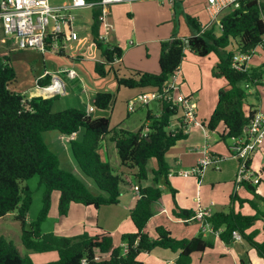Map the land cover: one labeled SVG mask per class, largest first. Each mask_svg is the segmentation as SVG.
I'll list each match as a JSON object with an SVG mask.
<instances>
[{"label": "trees", "instance_id": "obj_1", "mask_svg": "<svg viewBox=\"0 0 264 264\" xmlns=\"http://www.w3.org/2000/svg\"><path fill=\"white\" fill-rule=\"evenodd\" d=\"M178 1V0H175ZM98 3L99 0H86ZM103 13L99 7L91 10L90 37L99 54L101 62L95 63L94 73L104 79L112 75L118 89L161 91L169 77L180 67L186 53L204 59L214 54L218 64L212 71L214 78L224 79L228 90L218 93L217 105L203 127L215 132L222 125L225 134L222 140L240 137L249 125L255 113L252 108L245 112L248 91L261 85L264 80V63L258 68L237 72L231 68L234 53H250L261 43L264 36V1L241 0L237 10L226 12L217 24L201 33L198 22L185 15V23L192 36L178 39L176 34L160 44L158 74L133 72L131 77H123L113 67L122 58V51L116 46L105 43L99 29ZM221 34L220 37H217ZM232 47L231 51H227ZM16 74L7 58H0V220L7 215L16 214L20 224V243L29 255L57 254V261L48 264H140L141 255L155 249L179 253L176 264H189L190 256L202 253L206 245L201 237L192 240H176L163 228L155 230L156 238L150 239L145 227L152 218V206L162 196L158 188H139V198L132 211L130 220L135 233L121 238L126 253L115 249L108 233L94 237L82 235L74 238L57 237L43 234L41 227L48 219L51 195L59 194L58 216L66 217L72 204L98 210L103 207L117 206L120 199V187H129L122 174H115L109 164L103 162L98 154L101 141L110 135L122 167L136 171L134 179L145 181L146 164L153 160V182L167 185L169 167L165 157L170 149L186 138L180 129L169 131L172 120L178 111L163 104L158 117L146 115L148 131L143 129L133 133L119 126L110 131L109 119H92L86 111L78 109L52 112L55 98H31L13 93L9 87L15 82ZM40 88H48L49 80L38 82ZM248 86V88H244ZM113 97L98 93L92 100L94 111L108 110ZM56 132L64 137H76L69 143L70 151L80 173L91 180L100 196L91 195L87 188L71 173L60 169L59 160L45 145L43 136ZM38 177L39 185L44 188L42 209L35 222L28 224L27 215L32 204V194L21 184ZM242 187L252 200L241 201L236 196L231 203L246 204L254 215L245 217L229 211L226 214H214L206 220L214 232L220 231L219 239L226 245L232 242V233L236 232L248 247L264 258V241L257 243L256 231L251 232L258 222L264 223V200L256 194V188L250 184ZM257 202L263 203V209H257ZM177 211V210H176ZM174 211L175 218L187 220L192 215L185 211ZM21 256L16 247L0 238V264H33L30 256Z\"/></svg>", "mask_w": 264, "mask_h": 264}, {"label": "crops", "instance_id": "obj_2", "mask_svg": "<svg viewBox=\"0 0 264 264\" xmlns=\"http://www.w3.org/2000/svg\"><path fill=\"white\" fill-rule=\"evenodd\" d=\"M66 2L67 0L52 1L55 5ZM205 7V0H178L174 1L173 4L162 0H132L129 3L111 6L103 17L99 35L105 43L116 46L122 51V58L116 61L113 67L123 77H131L133 72L158 74L160 72L158 64L160 44L169 40L173 34H176L177 38L181 40L192 36L189 27L185 23V15L195 19L201 29L204 28L209 21ZM90 26L91 16L88 29H86L82 25V16L76 15L74 29L77 36L78 32H83L84 36L81 39L78 38L79 41L76 46L69 48L70 56L66 52L59 55L53 53L39 54L30 51L19 52L10 43H0V58H7L16 74V80L9 87V90L29 99L40 96L43 99L52 98L54 96L49 95L50 92L47 96L35 95L36 92L43 90L39 87L38 82L46 79L49 80V85H51L56 79L60 80L65 94L72 90L69 82L78 81L82 87L83 95L88 100L92 101L98 93L111 96L116 94L114 106L111 110V119H109L110 124L117 111L119 121H117L115 127L119 126L121 129L133 133L143 129L142 135H145L149 124L146 121V116L145 125L141 123L131 130L130 127L135 126L133 115L136 111L133 114H127L126 112L127 102L143 91L118 89L112 75H108L104 79H100L95 75V63L101 62V59L91 42ZM32 53L42 57L40 66L32 59ZM187 53L179 67L178 82L181 93L190 97L194 102L196 119L201 124V128L190 129L186 138L169 150L165 157L166 164L169 167V174L191 170L202 158L204 150H207L217 162L207 168L199 178L168 176L167 185L165 186L156 185L153 182V171L156 169V164L155 162H147L145 184L141 185L138 182V185L133 186L131 181L135 180L134 174L136 171H130L121 166L117 151L114 144L110 142L109 135L101 141L98 154L101 160L109 164L116 174H122L125 177L129 189L119 190L120 199L117 206L94 210L72 204L66 217L58 216L59 194L52 193L48 219H54L56 223L55 230L52 232L43 231V234L74 238L82 235L94 237L101 233H108L113 247L123 254L122 236L135 233V228L130 220V212L137 200L133 188L151 187L160 189L162 196L152 206V218L144 230V233L150 239L156 238L155 230L157 228L166 229L172 238L176 240H192L201 237L208 247L202 253L192 254L189 264H264V258L258 256L245 242L232 241L226 245L219 239V236L211 233L201 234L200 227L196 222L184 223V220L177 219L173 215L176 210V212L180 210L193 215L197 205L205 208L211 216L226 214L229 211L245 217L254 215V211L248 205L243 204L240 206L237 202L231 203L233 196L241 201L252 200L244 187L236 188L235 186L238 163L234 153V140H222L221 137L225 134L222 125L215 132H210L203 127L217 105L218 93L222 90H228L224 79L212 76V71L218 64V58L212 54L201 59L189 52ZM263 63L264 50L256 49L253 58L247 65V70L258 68ZM79 64L81 65L79 66ZM63 69L75 71L77 78L75 80L68 79V83L64 82L60 76L61 74H59ZM18 70L24 80L21 83L18 82ZM64 78L67 79L65 76ZM244 88L247 89L248 86H244ZM133 92L135 93L133 94ZM248 96H254L255 103L249 105L246 101L245 112L247 113L249 108H252L255 114H264V80L261 85L250 89ZM154 104L158 109L156 113L148 109L149 105L144 108H147V113H150L153 117H158L161 109L156 103ZM92 113L90 114L92 115ZM177 123L178 121L173 119L172 127H175ZM48 134L46 133L43 136V140L49 150V146L56 148V142L59 145L61 143L69 144L76 139V137H64L59 134L57 136H47ZM56 157L59 160V165L63 166L62 159L60 160L58 155ZM71 157L63 159V161L68 162V169L65 172H72L71 174L86 187L87 181H82L83 175ZM121 169L129 172H123ZM250 171L252 176L250 186L255 187L257 196L264 200V143L253 155L250 161ZM88 186H91L90 182H88ZM257 209L260 211L263 209L262 202H257ZM253 231L257 232L255 241L262 243L264 241V223H256L251 232ZM219 232L221 233V230ZM34 256L38 259V264L53 263L58 259L55 253L33 254L30 255V258L32 259ZM178 258L179 253L155 249L150 253L141 255L138 262L140 264H176Z\"/></svg>", "mask_w": 264, "mask_h": 264}, {"label": "built area", "instance_id": "obj_3", "mask_svg": "<svg viewBox=\"0 0 264 264\" xmlns=\"http://www.w3.org/2000/svg\"><path fill=\"white\" fill-rule=\"evenodd\" d=\"M53 0H0V43H10L19 52H36L39 54L53 53L62 54L68 43H77L78 36L74 29L77 11L89 10L99 7L103 17L111 6L129 3L132 0H99L98 3H87L86 0H67L66 3L55 5ZM173 4L175 0H162ZM241 0H205V11L209 19L208 24L201 29V33L209 30L226 12H232L239 8ZM103 17L101 20H103ZM264 50V36L260 45L256 48ZM255 50L250 53L241 54L236 52L231 58V68L237 72L248 71L247 65L254 56ZM59 74L69 80H75L77 75L73 70L63 69ZM179 68L169 77L161 91L156 89L143 91L126 104L127 114H133L138 107H147L156 103L160 109L163 104L176 108L178 121L175 127L170 124L169 131L180 129L183 135H187L192 128H201L196 119V106L190 97L181 93L179 82ZM54 88L51 96L64 94L61 83L56 80L48 88ZM45 90V89H43ZM92 110L88 108L87 115ZM176 128V129H175ZM148 131V130H146ZM145 131V132H146ZM264 143V114H255L249 125L244 129L242 135L234 139V153L238 163L235 177L236 188L243 184L251 183L250 161L253 155ZM217 160L207 150L203 151L202 158L197 165L187 171H178L174 174L181 178H199L203 172L213 166ZM136 198H139V189L133 188ZM211 215L209 212L197 205L194 214L184 223L196 222L200 227V233H211L219 236L220 232H214L212 227L206 223ZM232 241L241 242L238 233H232ZM123 254L127 249L123 246ZM82 264H85L82 261Z\"/></svg>", "mask_w": 264, "mask_h": 264}, {"label": "rangeland", "instance_id": "obj_4", "mask_svg": "<svg viewBox=\"0 0 264 264\" xmlns=\"http://www.w3.org/2000/svg\"><path fill=\"white\" fill-rule=\"evenodd\" d=\"M264 1V0H262ZM77 16H82V25L85 26L86 29H88V25L90 23V16H91V11L89 10H83L81 12H76ZM225 15V14H224ZM224 15H222L221 17H223ZM84 34L83 32H78V38L81 39L83 38ZM74 47L76 46V43H68L67 47L65 49L64 52L67 53V55L70 56L71 52L69 51L70 47ZM94 49L92 48V51ZM232 50V47L228 48V52ZM188 54V53H187ZM32 59L37 62L38 66H40L41 62H42V57L40 55H36L34 53H32ZM65 60V58H64ZM81 64H79L80 66ZM62 77V79L64 80V82L68 83V79H65L64 76L60 75ZM24 80L22 79V75L21 72L18 70V82L21 83ZM69 84H71V88L72 90L68 93H65L63 95H56L52 98H55L53 101V105H52V112L53 113H59L65 110H70V109H78V110H84V111H88V108H90L92 110V119H111V110L114 106V101L116 98V94H112L113 97V102L111 103L110 107L108 108V110L103 111V112H98V111H94L93 107H92V101L88 100L82 93V87L80 85V83H78V81H72L69 82ZM135 92H133L134 94ZM132 94V93H131ZM130 94V95H131ZM247 103L250 104H254L255 103V99L254 96L250 97L248 96L247 98ZM149 110L154 111L155 113L157 112V106L152 103L148 106ZM147 113V108H142V107H138L135 114L133 115V120L135 123V126L130 127L131 130L135 129L137 126H139L141 123H145V116ZM118 115H117V111L114 114L112 120H111V124H110V128L113 130L115 129V125L116 123H118ZM145 125V124H144ZM45 135V134H44ZM58 133L56 132H50L47 136H57ZM58 146H57V145ZM56 148L54 146H49L50 147V151L55 155H58V157L60 158V160L62 161V165L60 166V169L62 171H65L68 169V162L67 161H63V159H68L70 158L71 155V151H70V147L68 143H64V144H58L56 142ZM67 156V157H66ZM73 158V157H71ZM148 162H154L153 160H150ZM121 171L123 172H129L127 170L121 169ZM72 173V172H69ZM116 174V172H115ZM82 176V175H81ZM82 181H87L86 183V187L88 192L93 195V196H100L101 193H99L98 189L96 188V186L94 185V183L83 177ZM88 182H90L91 186H88ZM132 185H138V181L136 180H132L131 181ZM141 185H144V181L140 182ZM22 187H27L30 192H31V196H32V204L31 207L29 209L28 215H27V223H33L36 221L39 213L41 212L42 209V199H43V194H44V188L42 186L39 185V179L38 177H34L26 182H23L21 184ZM120 189H125L128 190V187H120ZM15 215L16 214H11V215H7L5 218L0 220V238L5 239L8 242H11L16 249L19 251L21 256H28L29 253L27 251L24 250V248L22 247L21 243H20V234H21V230H20V224L15 220ZM55 221L54 219L50 218L47 219L45 221V223L42 225L41 227V232L43 231H54L55 230ZM30 256V255H29ZM34 258V259H33ZM31 259L33 264H38V259L35 258V256Z\"/></svg>", "mask_w": 264, "mask_h": 264}, {"label": "bare ground", "instance_id": "obj_5", "mask_svg": "<svg viewBox=\"0 0 264 264\" xmlns=\"http://www.w3.org/2000/svg\"><path fill=\"white\" fill-rule=\"evenodd\" d=\"M49 92H50V94H49ZM53 93H54V88H49V89H45V90L38 91V92L35 93V95H44V96H47L48 94L49 95H52Z\"/></svg>", "mask_w": 264, "mask_h": 264}, {"label": "water", "instance_id": "obj_6", "mask_svg": "<svg viewBox=\"0 0 264 264\" xmlns=\"http://www.w3.org/2000/svg\"><path fill=\"white\" fill-rule=\"evenodd\" d=\"M220 36H221V34H218V35H217V37H220ZM56 81L59 82V83H61L60 80H57V79H56ZM40 97H41V96H40ZM44 99H50V98L47 97V98H44Z\"/></svg>", "mask_w": 264, "mask_h": 264}]
</instances>
